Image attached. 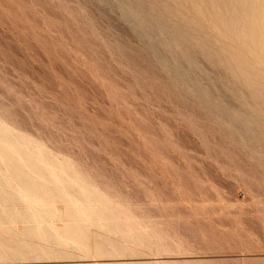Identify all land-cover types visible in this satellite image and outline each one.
Wrapping results in <instances>:
<instances>
[{
    "label": "rangeland",
    "instance_id": "374dc122",
    "mask_svg": "<svg viewBox=\"0 0 264 264\" xmlns=\"http://www.w3.org/2000/svg\"><path fill=\"white\" fill-rule=\"evenodd\" d=\"M155 1L0 0V124L2 123L4 127L6 126L4 124H8L7 128L11 126V132H14V128L19 134L28 135V137L22 135L26 139L30 136L32 139H29L33 143L42 142L43 147L46 146L45 149H49V153L46 152L48 155L50 154L47 156L48 162L50 159V164L54 165L53 161H56L55 164H57V161L62 158L61 160H65L64 162L70 168L78 166L76 169L80 168L79 172H83L89 178L90 181H87L88 179L83 176L87 183L91 185L94 183L93 185L98 186L103 193L109 194L107 196L112 202L118 201L119 205H123L122 207L129 208L130 214L133 213V217L136 215V222L139 221L140 224L143 221L141 229L146 231L138 229L140 228L139 224V227L134 226L137 223L131 224L135 221L128 222L130 225L123 223V221L127 223L126 219L131 215L125 216V218L122 213L120 214L122 216L119 217H124L125 220L121 218L123 224H117V227L114 223L113 228L119 230L125 228L126 230L128 226L137 227L134 230L131 227L132 233L130 234H134L138 238L140 236L141 239L144 238V241L150 240L154 246L157 243H162L168 248L164 250H159L156 247H147L148 249H146L145 246L142 248L137 246V248L134 243L138 238L133 240L127 232L121 230L119 234V230L114 231L113 228V230L108 228L109 232L104 231V233L103 225L106 224L101 223L104 227L102 228L101 224L98 225L92 221L93 227L90 226L92 223L88 225V230L89 226L91 230L88 233L91 234L85 236L88 238V242L84 239L88 249L87 247L78 249L76 247L80 245L78 243L76 246L73 245L72 243L76 241L73 238H69L70 241L65 242L54 237H44L42 230L47 228L48 221H41L39 219L41 217L38 218L39 220L31 217V219L35 218V220L32 219L33 221L26 218L28 219L26 221V211L24 210L27 209L26 203L16 199L15 202H9L11 204L0 203V206L3 204V207L12 208L11 213H13L9 214L10 216L5 214L7 217L3 219L5 213L3 212L0 217L3 219L0 220L2 221L0 225L4 227H0L1 233L7 240H1L0 264H142V262L143 264H145L144 262L146 264H161L162 262L165 264L164 261L171 264H185L186 262L190 264H264V102H262L264 97L261 101L259 100L264 93L262 94V91L259 90L260 85H263L260 81L261 77L257 80L253 73L255 71L258 75L260 72L259 76H263L264 57H262V53L264 54V52L261 51L264 47H261L260 43L255 45L253 42L252 44L251 37L247 33V36L244 35L247 31H243L241 24L242 20L246 19L245 15L247 16L250 12L251 16H248L253 17L252 14L261 9L259 13L262 15L264 0L262 3L259 1L261 4L254 0L255 4L259 3V9L254 8L256 5H253V1L251 4L249 0L244 3V5L248 3L247 6L238 5V7H235L237 6L235 4L240 2L242 5L244 0H236L238 3L234 0L235 4L231 1L229 3V0H221L225 3L215 0L217 4L220 3L218 5L212 0L216 6L221 4L226 6V3L235 5L234 9L233 5L231 7L222 5L225 9L221 6L220 10L215 6L216 11L210 0H203L204 3L201 0H198L200 2L194 0L199 8L202 7L201 10L195 9L194 5L196 4L192 0H164V3L167 4L171 1L170 5L165 4L167 9L164 7L163 1L159 0L158 4ZM172 1L174 2L172 3ZM178 1L180 2L178 3ZM183 1H188V3L185 2V4ZM190 1L193 4H190ZM150 2L154 5L152 6ZM202 3L204 5H201ZM249 3L253 6H251L253 10L258 9V11H251ZM130 4L136 8L130 7ZM140 4L141 7H139ZM142 4L148 7H144ZM160 4L164 9L159 6ZM187 4H190L191 9L193 7L194 13L193 9L187 10L189 8ZM209 4L212 6L209 7ZM181 5L187 8L185 9L187 12L184 11V7L182 8L185 15L180 8ZM241 7L248 13L243 12ZM156 8L158 11L160 10V13H157ZM204 8H206L205 11L202 10ZM208 8L209 10L212 8L213 12L212 10L208 11ZM226 8L229 13L230 10L236 11L237 8V13L242 12V15L239 14L242 19L237 18L238 14L234 16L236 14L234 11H231V13H235L232 14L234 18H230L231 15ZM168 9H172L174 12V14L172 10V14L168 12L169 17L182 11L181 15L177 13L181 17L175 15L174 20L170 19L167 17ZM222 9L226 10L227 14L224 11L223 13ZM150 10L152 13L155 11V14H150ZM163 10H166V14ZM196 10L201 11V14L198 12V15H195ZM217 10L221 11L219 15L224 14L228 20L233 19L234 21L237 18L234 24L233 21L228 24L230 21L227 20L228 23L225 25L226 18L218 16ZM214 11L216 14L213 16ZM209 12H212L211 16ZM141 14L142 16H140ZM155 15L160 17L157 19ZM165 15L167 16L165 17ZM255 15L258 16V13ZM184 16L189 19L192 16L197 17L196 20H199L201 25L192 17L191 20L195 22L190 20L191 28L194 27V23L198 28H193L191 33L190 24H187L189 19L186 18L188 22L185 23ZM136 17L140 19L138 18V20ZM148 17H152V19ZM163 17L165 19H161ZM176 17L178 19H175ZM149 19L151 23L148 22ZM153 19L154 21L156 19L159 25H155L157 23L154 24ZM159 19L163 20V26ZM248 19L247 17L246 20ZM178 20L179 22L183 20L180 26L178 25L180 23H177ZM210 20L213 23H210ZM214 20L219 21L218 26H214L217 24ZM223 20L222 24L225 27L219 25ZM174 22L180 27L176 26L179 29L173 28L176 25ZM144 23L147 24L144 25ZM166 23L168 25H164ZM232 24L238 27V30L241 26L239 32L240 37L245 36L243 37L244 41L238 35L234 37L236 36L233 29L235 27ZM172 25L174 26L170 31ZM202 25H204L203 28ZM156 26H158L157 31ZM161 26L164 27L163 30ZM212 26L214 27L212 28ZM227 26L230 28L228 29ZM167 27L170 30H167ZM199 28L203 31L198 30ZM214 28L217 31L213 32ZM217 28H221L220 31ZM222 29L224 31H221ZM227 29L231 30V36L230 33H227L229 32L226 31ZM151 31L153 32L151 33ZM168 31L175 37V33H178L179 39L174 37V40L181 42L182 39H185L184 43L181 42L183 46L179 42L177 44L181 45V52V47L176 45L177 41L173 42L172 36L167 34ZM221 32L227 35L225 36ZM235 32L239 34L237 30ZM213 33H219L218 39ZM192 34L194 35L192 38L196 39L198 36L202 38L204 35L203 38L206 40L200 38L201 42L195 39V47L189 49V46H193L191 44L195 42L191 38L189 39ZM196 34H198L197 37H195ZM167 35L171 38H168ZM210 36H214L218 41L222 40V43L213 40L214 38L212 39ZM219 36L221 37L219 38ZM247 37L250 38L251 43ZM209 38L213 40L214 44L210 40L207 41ZM224 38L230 40L232 44L230 42L228 44V41H226L227 44H223ZM237 38L241 39L243 43L236 40ZM245 38L248 39V42H245ZM166 41L170 42L172 46L169 43L167 47ZM186 41L192 43L188 42V44ZM203 41L205 42L203 43ZM198 42L202 43L201 46L205 44V47H200ZM218 43L219 45H217ZM215 44L221 48L220 51L218 48L217 52L213 49L217 47ZM230 44L233 47H230ZM234 44L237 46L245 44L247 49L255 45L252 49L253 51L256 49L254 54L257 58L250 50L248 59L247 52H245L247 49L243 47L240 51L241 47L238 46L237 49ZM221 45L223 47L226 45L225 48L230 47L229 49L224 48L227 53L230 52V55L236 52L233 55L235 57L228 58L229 53H222L224 50L223 47H219ZM175 46L176 49H174ZM171 47L175 51L178 48L177 52L181 54L168 49ZM196 48H200L201 51ZM184 49L185 51H183ZM189 50L190 52L197 50L199 53L191 52L192 54L196 53L194 54L196 57L193 55L192 59V55L190 57L187 53ZM202 51L212 52H208L209 56H206ZM260 52L262 58L258 56ZM209 53L214 56L212 57ZM217 53H221V56ZM244 53L246 56L242 58ZM236 54L238 57L242 55L239 59L242 58L244 61L238 59L240 64L236 61L238 58ZM186 55H189V58ZM220 57L226 58L227 62ZM190 58L193 61L187 60ZM194 58L198 60L194 61ZM254 58L257 61L260 59V64H256L252 60ZM184 59L187 60L186 63ZM229 59L235 60L234 64H239L240 71L237 70L236 66L238 65H234L233 61L228 63ZM174 60L175 63H173ZM219 60L229 64L225 63L228 67L231 64V73L233 70L242 73V67L246 78L243 74L245 79L242 78L243 76L237 71L233 72L231 76L229 68L224 67V63H220ZM249 63L260 66L263 70L256 72L259 67L257 68L255 65H251L252 69H249L250 66H246L250 65ZM252 66H255L257 70L256 68L254 70ZM246 68L252 70H248L252 74L247 73ZM248 74L253 75V77L250 76L252 82L256 79L255 83L260 84H257V88H253L256 87L253 86L254 83L250 85L252 82L249 83ZM235 75L241 83L237 78H233ZM257 75L256 77H258ZM243 80L248 84L244 83V86ZM194 84L196 88H194ZM249 86L250 89L253 86L252 90H249ZM261 88L263 89V87ZM256 91H258L257 94H255ZM258 93H261L262 96ZM248 98L250 99L248 100ZM230 111L234 112L233 116L231 113L229 114ZM252 111H254V115ZM259 112L263 114L261 115ZM241 113L247 120L250 119L251 125L255 123L257 125L248 124ZM241 116H243L242 119ZM249 116L257 117L252 121V118H248ZM231 117L234 118L231 119ZM256 119L259 122L254 121ZM14 133L19 135L16 131ZM6 134L0 133L1 136ZM50 152L54 156L51 157ZM67 159L71 162L67 163ZM73 161L77 163V166ZM1 164L3 166V162ZM4 166H6L5 163ZM4 166L3 168H6ZM73 171L77 172L74 169ZM83 174L81 173V176ZM14 179L16 180V178ZM15 180L13 181L15 183L11 181V183L9 182L10 186L5 187L7 188L6 192L8 190L14 194V191H18L16 188L22 186L18 180ZM10 188L12 189L10 190ZM1 200L3 201L0 198ZM18 204H25L26 208L22 205L18 206ZM63 204L64 201H61V205L57 202L60 212L66 210V206H64L66 204ZM11 205L15 207L13 208ZM9 209L5 210L10 211ZM0 211L2 213L3 208H0ZM20 211H25L22 213H25L24 218ZM17 214L19 215L17 216ZM12 215L13 219H11ZM19 216H21L20 219H18ZM65 216L66 214L59 215L57 217L59 220L56 218L53 225L63 228L69 219V217L66 219ZM131 217L129 218L131 219ZM31 226L44 227L40 229L41 236L29 234L31 232L29 230L33 228ZM24 228L25 230H23ZM23 231L24 233H21ZM26 231L27 233H25ZM47 231L48 228L45 233ZM134 231L137 235L143 231L142 236L140 234L137 236L133 233ZM114 232L116 233L114 234ZM15 233H18L19 237ZM2 235H0V239ZM10 241L12 242L9 243ZM23 241L25 243L27 241V246ZM111 241L123 242L125 250L109 249L111 251L109 254L110 251L99 249V253L95 249L98 243L100 245L103 242L111 243ZM3 242L9 246L12 244L9 248L16 247L7 250L8 246L6 247ZM18 243H22L21 246ZM32 244H35L37 249L43 246L44 250H42L43 247L42 249L40 247L36 251ZM2 245L6 249H3ZM133 247H136L135 250ZM19 248L20 250H18Z\"/></svg>",
    "mask_w": 264,
    "mask_h": 264
},
{
    "label": "bare ground",
    "instance_id": "6f19581e",
    "mask_svg": "<svg viewBox=\"0 0 264 264\" xmlns=\"http://www.w3.org/2000/svg\"><path fill=\"white\" fill-rule=\"evenodd\" d=\"M119 1H121V0H119ZM128 1H130V0H128ZM157 1V2H156ZM155 2H156V4H158V1L159 0H156ZM164 5L165 4H167L166 2L164 3V0H160ZM159 1V2H160ZM169 1V0H168ZM175 1H177V0H175ZM189 1V0H188ZM188 1H183L184 3L185 2H187L188 3ZM194 3H195V1L194 0H192ZM196 1H198V0H196ZM202 2H203V0H201ZM217 2L219 1V0H216ZM216 1L214 0V2H215V4H217L216 3ZM221 1V0H220ZM225 1V0H224ZM224 1H221V2H224ZM230 1L231 2H233L234 4H235V2H234V0L232 1V0H229V3H230ZM236 1V0H235ZM239 1V0H238ZM251 1H253L254 2V8H258L259 9V7H260V5H259V3L261 2L262 3V0H257V2H259L258 3V5H259V7H258V5L257 4H255V1L254 0H249V2H251ZM123 2V1H122ZM121 2V3H122ZM133 2V1H132ZM132 2H129V3H132ZM171 2V1H170ZM170 2H168V4L170 3ZM174 1H172V3H173ZM180 1H178V3H179ZM191 2V1H190ZM198 2H200V1H198ZM212 2V3H211ZM228 2V1H227ZM245 2H248L247 0L245 1L244 0V2H242L243 4L241 5L240 4V2H239V4H235V5H237V6H235V5H233L232 3V5H233V9L235 8V7H238V5L239 6H245L246 4L248 5V3H246L245 5H244V3ZM264 2V1H263ZM142 3H144V2H142ZM151 4H152V2H150ZM149 3V4H150ZM161 3V4H162ZM204 3V2H203ZM201 4V5H204V4ZM206 3H207V1H206ZM210 3L213 5L214 3H213V1L212 0H210ZM225 3V2H224ZM229 3L227 4L226 3V6H225V4L223 5V4H221L220 6H216L215 4H214V6H212V5H210L209 4V7L210 6H212L213 8L216 6V7H218L219 8V10L221 9L220 7L223 5V6H225V7H227V5H229ZM236 3H238L237 1H236ZM260 3V4H261ZM124 4V3H123ZM135 4V3H134ZM134 4H132V5H134ZM136 4H138V3H136ZM135 4V5H136ZM148 4V5H149ZM151 4H150V6H151ZM161 4L159 5V6H161ZM167 4V5H168ZM171 4V3H170ZM169 4V5H170ZM186 4V3H185ZM184 4V5H185ZM190 4H193L192 2L190 3ZM190 4H187V5H189V8L191 7L190 6ZM196 4V3H195ZM218 4H220V3H218ZM217 4V5H218ZM250 4V3H249ZM251 4H252V2H251ZM250 4V6H249V9H251V11L253 10L252 8H251V5ZM128 5V4H127ZM143 5V4H142ZM147 5V4H146ZM154 4H152V6H153ZM174 5H175V3H174ZM232 5H229L230 7L232 6ZM246 5V6H247ZM123 6V5H122ZM144 7H148V6H145V5H143ZM142 6V7H143ZM152 6H151V9H152ZM156 6V5H155ZM158 6V5H157ZM156 6V7H157ZM163 6V5H162ZM161 6V7H162ZM178 6V5H177ZM180 6V5H179ZM193 6V5H192ZM194 6H196V8L195 9H199V10H201V8L202 7H198V4H196V5H194ZM222 6V7H223ZM235 6V7H234ZM262 6V5H261ZM124 7H126V5L124 4ZM123 7V8H124ZM130 7H135V6H131V4H130ZM139 7H141V4H140V6ZM165 8H166V5L164 6ZM164 7H162L163 9H164ZM184 7V11L185 12H187V10H192L193 9V7H192V9L190 8H185V6H183ZM182 5H181V10H182ZM188 7V6H187ZM198 7V8H197ZM253 7V6H252ZM128 8V7H127ZM136 8V7H135ZM150 8V7H149ZM179 8V7H178ZM246 8V7H245ZM125 9V8H124ZM130 9V8H129ZM155 9V8H154ZM167 9V8H166ZM173 10L175 9V8H172ZM172 9H168L169 11H167V13L168 12H170V14H172L171 13V10ZM177 9V8H176ZM185 9H187V10H185ZM205 9L206 8H204V9H202L203 11H205ZM215 9V11H216V9L217 8H214ZM223 9H225L224 7H223ZM221 10L222 12L224 11V10ZM228 9H230V8H228ZM230 10V13H229V11L227 10V8H226V10L228 11V13L231 15V17L230 18H232L233 17V13L234 12H236V14L234 15V16H236L237 14V18L238 17H240V19H242V17H241V15H242V12L241 13H237V8H236V11L235 10ZM242 9H244V8H242L241 7V10ZM248 9V10H249ZM258 9L256 10V9H254L253 10V12H255V11H258ZM132 10V9H131ZM173 10H172V12H173ZM178 10V9H177ZM199 10L197 11L196 10V14L195 15H198V12H199ZM210 10H212V12H213V9L212 8H210ZM209 10V8H208V11H210ZM224 11V12H226V14H227V11ZM240 10V8H239V11H241ZM127 11V10H126ZM134 11V10H133ZM133 11H131V12H133ZM147 11V10H146ZM148 11H149V9H148ZM147 11V12H148ZM151 11V10H150ZM156 11H158L157 10V8H156ZM164 11V10H163ZM166 11V10H165ZM165 11H164V13H165ZM183 11V10H182ZM182 11H181V13H182ZM184 11H183V15H185V13H184ZM208 11H206L207 12V14H208ZM215 11H214V13H212V12H209L210 13V16H211V13L213 14V16L216 14L215 13ZM221 11H219L220 13H221ZM231 11H234V12H232L231 13ZM243 12L245 11V12H247L248 13V11L245 9V10H242ZM263 11V10H262ZM175 12H176V10H175ZM179 12H180V10H179ZM189 12V11H188ZM206 12H205V14H206ZM217 12H218V10H217ZM218 12V16H221V15H219L220 13ZM223 12V13H224ZM250 12V11H249ZM259 12H261V9L257 12L258 13V16L260 15V17H258L257 15H255L254 16V14H257L256 12L255 13H253L252 15H253V17H249V16H251V15H245V18L247 19V17L249 18L248 20H246L245 18V20H242L243 21V23H241L242 24V29H243V31H247V32H245L244 33V35H246V33L249 35V37H251V39H252V44H253V42H255L254 44L256 45L257 43H260L262 46L261 47H264V12L262 13V15H261V13H259ZM150 14L152 13V11L151 12H149ZM148 13V14H149ZM157 13H160V10L157 12ZM156 13V14H157ZM161 13H162V10H161ZM178 13V12H177ZM177 13H175V15L176 16H178V17H181V16H179V15H177ZM181 13H178V14H180L181 15ZM193 13H194V9H193ZM128 14V13H127ZM146 14V13H145ZM152 14H155V11H154V13H152ZM166 14V13H165ZM173 14H174V12H173ZM199 14H201V11L199 12ZM203 15H205L204 13H202ZM225 14V15H226ZM228 14V15H229ZM239 14H241V15H239ZM245 14V13H244ZM147 15V14H146ZM145 15V16H146ZM175 15H173V17H172V15H170V17H169V13H168V16L167 15H165V17L167 16V17H169L170 19L172 18H174L175 17ZM192 15V14H191ZM227 15V16H228ZM139 16V15H138ZM140 16H142V14L140 15ZM144 16V17H145ZM151 16V15H150ZM153 16V15H152ZM156 16V15H155ZM154 16V17H155ZM163 16V15H162ZM187 16V15H186ZM188 16H190V15H188ZM187 16V17H188ZM199 16H202V15H199ZM199 16H198V19H200L199 18ZM217 16V15H216ZM160 16L158 15V17L156 16V18L158 19ZM183 17V16H182ZM185 17V16H184ZM187 17H185V19L187 18ZM193 17V19L195 20V21H197L196 20V18H194V16H192ZM192 17H190L191 19H192ZM203 17V16H202ZM209 17V16H208ZM221 17H223V19H224V17L226 18L225 20L227 21L228 19H227V17L226 16H224V14H222V16ZM220 17V19L222 20V18ZM244 17V16H243ZM137 18V17H136ZM139 18V17H138ZM137 18V19H138ZM146 18V17H145ZM144 18V19H145ZM148 18H150V17H148ZM210 18H215V17H210ZM217 18V17H216ZM234 18V17H233ZM236 18V19H237ZM140 19V18H139ZM138 19V20H139ZM147 19V18H146ZM150 19H152V17L150 18ZM150 19L148 20V22H150ZM161 19H165L164 17L163 18H161ZM167 20H168V18H166ZM175 19H178L177 17L175 18ZM180 20H181V18H179ZM183 20H184V18H182ZM187 19H189V18H187ZM187 19L185 20V23H187L188 21H189V23H187V24H190V28L189 29H191V33H192V29L193 28H195V27H197V26H195L196 25V23H194L195 25H194V27L193 28H191V22H195V21H192L191 19H189L188 21H187ZM205 19H207L206 17H205ZM220 19H218V20H220ZM235 19V20H236ZM239 19V18H238ZM141 20H142V18H141ZM140 20V21H141ZM174 20V19H173ZM173 20H171V21H173ZM182 20V21H183ZM190 20H191V22H190ZM202 20V19H201ZM204 20V19H203ZM217 20V19H216ZM216 20H214L217 24H214V26L215 25H217L218 26V22L216 21ZM220 20V21H221ZM234 20V21H235ZM144 21V20H143ZM157 20L155 19V21H154V19H153V23L155 24V22H156ZM159 21H160V19H159ZM176 21V20H175ZM182 21H180L179 22V20H178V22L177 23H180V24H178L179 26L182 24L181 22ZM199 21V20H198ZM197 21V22H198ZM207 21V20H206ZM225 21V22H226ZM228 21H230V23H228ZM226 23H225V25L228 23V24H231V22L233 21V19L231 20H228ZM234 21H233V24H234ZM239 21V20H238ZM142 22V21H141ZM161 22V24L162 23H164L163 22V20L162 21H160ZM168 22H169V20H168ZM212 21L210 20V23H211ZM214 22V23H215ZM151 23V22H150ZM150 23H149V25H150ZM157 23V22H156ZM175 23V22H174ZM177 23H175L176 25H175V27H173L174 25H172L171 26V30H170V28H168L167 27V30H170V31H172V27L173 28H177L176 26H178L177 25ZM199 23V22H198ZM197 23V24H198ZM204 24H205V22H203ZM209 23V22H208ZM209 23V24H210ZM213 23V22H212ZM222 23H224V20H223V22H221V24L219 23V25H223ZM240 23V22H239ZM143 24V23H142ZM147 24V23H146ZM145 23H144V25H146ZM153 24V25H154ZM173 24V23H172ZM184 24V23H183ZM209 24H208V26H209ZM232 24V25H233ZM236 24V23H235ZM152 25V24H151ZM155 25H159V23H157V24H155ZM154 25V26H155ZM164 25H168L167 23L166 24H164ZM199 25H201L200 23H199ZM198 25V26H199ZM206 25V24H205ZM210 25H212V24H210ZM162 26H163V24H162ZM161 26V27H162ZM178 26V27H179ZM203 26L204 25H202V28H203ZM214 26H212V28L214 27ZM216 26V27H217ZM228 26H230V25H228ZM227 26V27H228ZM234 26V25H233ZM233 26H231V27H233ZM157 27V29H156V31L158 30V26H156ZM169 27H170V25H169ZM183 27H186V26H183ZM221 27V26H220ZM223 27H225L224 25H223ZM235 27V26H234ZM146 28V27H145ZM160 28V27H159ZM163 28L164 27H162V30H163ZM180 28V27H179ZM179 28H177V29H179ZM198 28V27H197ZM196 28V29H197ZM208 28V27H207ZM222 28V27H221ZM220 28V29H221ZM230 27H228V29H229ZM161 29V28H160ZM189 29H187V30H189ZM196 29H194L195 31H198V30H202V29H198V30H196ZM216 28H214V31L213 32H215V31H217V30H215ZM218 29V28H217ZM220 29H218L219 31H220ZM226 29V28H225ZM226 30V31H229V30ZM234 29V33H235V35L236 36H234L233 34H232V37L234 36V37H237V35L239 36V38H241V39H243V37H245L243 34H241V35H243V37L241 36L240 37V30H241V26H240V28H239V30H238V27H235V28H233ZM233 29L231 28V30H232V32H233ZM239 32V34H237L235 31L236 30ZM161 30V31H162ZM167 30L166 29H164V31H166L167 32ZM173 30H175V29H173ZM210 30V29H209ZM208 30V31H209ZM213 30V29H212ZM231 30L229 31V32H227L228 34L231 32ZM155 31V30H154ZM160 31V32H161ZM164 31H162V32H164ZM170 31H168V33L167 34H170L169 32ZM186 31V30H185ZM184 31V33H186ZM203 31V30H202ZM207 31V30H206ZM207 31V32H208ZM221 31H224L223 29L221 30ZM153 31H151V33H152ZM187 32H189V31H187ZM205 32V31H204ZM150 33V32H149ZM158 33H159V31H158ZM165 33V32H164ZM173 33V32H172ZM196 33V32H195ZM198 33V32H197ZM199 33H201V32H199ZM209 33H211L210 31H209ZM220 33V32H219ZM219 33L217 34V33H213L214 35H215V38H216V36L217 35H219ZM222 33V32H221ZM260 33V34H259ZM163 34V33H162ZM190 34V33H189ZM207 34V33H206ZM205 34V35H206ZM213 34H211V35H213ZM222 34H224L225 36L227 35V34H225L224 32L222 33ZM151 35V34H150ZM153 35V34H152ZM161 35V34H160ZM171 35V34H170ZM175 35H176V37L174 36V34L173 35H171L172 36V38H173V42H175V41H177L176 39L174 40V37L175 38H178L179 39V36H178V33L176 34L175 33ZM181 35V34H180ZM185 35V34H184ZM197 35L198 34H196V36L195 37H197ZM221 35V34H220ZM156 36H159V35H156ZM168 36V35H167ZM178 36V37H177ZM187 36V35H186ZM188 36H190V35H188ZM192 36L194 37V35L192 34L191 35V37H189V39L191 38V40H194L195 42H194V44H191V45H193V46H189L190 48L189 49H191V47H192V49H193V47H195L194 45L196 44V40L198 39V41L200 40V38H201V36L199 37L198 36V38L196 39V38H192ZM230 36H231V33H230ZM247 36V35H246ZM161 37V36H160ZM163 37V36H162ZM164 37H166L165 35H164ZM182 37V36H181ZM204 37V35H202V38L201 39H204L203 38ZM206 37V36H205ZM210 37H212V36H210ZM221 36H219V38H220ZM228 37V36H227ZM249 37H247V38H245V42L248 40L249 42H250V38ZM168 38H171V37H169L168 36ZM168 38H167V40H168ZM183 38H186V37H183ZM206 38H208V36L206 37ZM214 38V36L212 37V39ZM213 39V40H216V41H218L217 39H218V36H217V39ZM226 38V37H225ZM224 38V41H223V44H225L226 43V41H228V39H225ZM155 39H157L156 37H155ZM196 39V40H195ZM222 39V38H221ZM230 39H231V37H230ZM233 39V38H232ZM241 39H236V40H239V41H241ZM161 40V39H160ZM163 40V39H162ZM161 40V41H162ZM165 40H166V38H165ZM181 40V39H180ZM185 39H182L181 40V42H183ZM186 40H188V38H186ZM190 40V41H191ZM204 40H206V39H204ZM208 40H210V38L209 39H207V41ZM213 40H210L211 42H213ZM235 40V39H234ZM235 40V42H233V43H235V44H237V41ZM157 41V40H156ZM164 41V40H163ZM169 41H170V39H169ZM172 41V40H171ZM201 41V40H200ZM233 41V40H232ZM243 41H244V39H243ZM247 41V42H248ZM159 42V41H158ZM168 41H166V46H167V44L169 45V43L170 42H168ZM179 41H177V43H176V45L177 44H181V42H179ZM189 41H186V43H188ZM202 42V41H201ZM205 41H203V43H204ZM209 42V41H208ZM218 42H221L222 43V40L221 41H218ZM229 42L231 43V41L229 40L228 41V44H229ZM242 42V41H241ZM240 42V43H241ZM184 43V42H183ZM182 43V44H183ZM185 43V44H186ZM189 43H192V42H189ZM188 43V44H189ZM198 43H200V42H198ZM207 43V42H206ZM215 43H217V42H215ZM243 43V42H242ZM251 43V42H250ZM171 44V43H170ZM181 44V45H182ZM201 44L202 43H200V47H202L203 48V46L205 45V44H203V46H201ZM208 44V43H207ZM211 44V43H210ZM213 44H214V42H213ZM222 44V45H223ZM227 44V43H226ZM232 44V43H231ZM229 45L230 47H233L232 45ZM234 44V45H235ZM246 44V43H245ZM245 44H244V46H240V44L238 45V46H240L241 48H239L237 45H235V46H237V47H235V48H239V50L241 49H243V47L245 48V49H247L246 48V46H245ZM259 44V45H260ZM175 44L173 43V46H174ZM181 45L179 46V45H177L178 47H181ZM198 45V44H197ZM217 45H219V43L217 44ZM216 44H215V46H217ZM219 46V47H223V46ZM248 45H249V43H248ZM254 45V46H255ZM170 46H172V44L170 45ZM183 46V45H182ZM199 46V45H198ZM206 46H208V45H206ZM249 46H251V45H249ZM254 46H252V47H254ZM258 46V45H257ZM168 47V46H167ZM166 47V48H167ZM205 47V46H204ZM225 47H226V45H225ZM225 47H223L222 49L224 50V48ZM230 47H228V48H225V49H229ZM252 47L250 48V49H247V50H249V51H245V50H243V51H245V52H247V57H248V52H250V50H252L251 52H253V54H254V52L256 51V49H255V51H253V49H252ZM208 48H209V46H208ZM211 48H213V47H211ZM218 48V46L216 47V48H213L216 52H217V49ZM249 48V47H248ZM258 48L261 50V48H260V46H258ZM258 48H257V50H258ZM168 49H170V50H174V49H176V46H175V48L173 49L172 47L171 48H168ZM186 49V48H185ZM185 49L183 50V51H185ZM188 49V48H187ZM186 49V50H187ZM196 49H200V48H196ZM219 49V51H220V49L221 48H218ZM232 49V48H231ZM236 49V50H237ZM263 49V48H262ZM181 50H182V47H181V49H180V52H181ZM203 50V49H202ZM205 50V49H204ZM208 50V49H207ZM213 50V51H214ZM235 50V51H236ZM239 50H237L238 51V53H240L239 52ZM240 50V51H241ZM264 50V49H263ZM261 51V52H264V51ZM175 51V50H174ZM177 51H178V48H177ZM177 51H175V52H177ZM197 50H192L191 52L193 53V52H196ZM199 51H201V49L199 50ZM222 51V50H221ZM228 51V50H227ZM233 51H234V48H233ZM259 51V50H258ZM178 53L179 55L181 54V53ZM190 52V50H189V52H187L189 55H190V57H191V55H192V59H193V57L195 56L194 54H196V53H194V54H192ZM198 52V51H197ZM202 52H205V51H202ZM207 52V53H206ZM205 52V54H206V56H209L208 55V52H212V51H206ZM226 52V50H224V52L222 51V53H225ZM250 52V53H251ZM261 52L258 54V56L260 57V58H262V57H264L263 55V53H262V57L260 56L261 55ZM172 53H174V52H172ZM199 53V52H198ZM209 53V54H210ZM229 53V55H227L228 56V58L231 56H233L236 52H234V54L232 53V55H230V52H228ZM227 52H226V54H228ZM242 53V52H241ZM256 53V52H255ZM183 54V53H182ZM200 54H203V55H205L204 53H201L200 52ZM217 54H219V53H217ZM221 54V53H220ZM219 54V55H220ZM225 54V55H226ZM189 55H186V56H188V58H189ZM194 55V56H193ZM210 55H212V57L214 56L213 54H210ZM215 55H216V53H215ZM219 55H218V57H219ZM238 54H236V56H237ZM240 55V54H239ZM243 55V56H242ZM242 55H240L239 57H241L242 56V58H244V56H246L245 55V53L244 54H242ZM185 56V57H186ZM221 56V55H220ZM253 56V55H252ZM251 56V57H252ZM254 56L256 57V55L254 54ZM196 57V56H195ZM223 57H224V55H223ZM230 57V58H231ZM233 57H235V56H233ZM238 57V56H237ZM239 57L236 59V61L237 62H239V64H240V61H238V59H239ZM250 57V58H251ZM187 59L188 61L190 60V61H193L192 59ZM198 58V57H197ZM197 58H194L195 60L194 61H196V59ZM215 58H217L216 56H215ZM222 57H220V59H221ZM227 58V59H228ZM239 59V60H243V59ZM257 58V57H256ZM211 59V58H210ZM217 59H219V58H217ZM217 59H216V61H217ZM226 60V58H222V60ZM234 59V58H233ZM231 60V59H229L228 61V63H231L232 61H233V64H234V61L235 60ZM248 59H249V57H248ZM264 59V58H263ZM262 59V60H263ZM187 60H185L184 59V62L186 63V61ZM198 60V59H197ZM213 60V59H212ZM215 60V59H214ZM252 60H254V62L257 64V63H259L260 64V59L257 61V60H255V58L254 59H252ZM171 61V60H170ZM220 61V60H219ZM219 61H218V63H219ZM231 61V62H230ZM235 61V62H236ZM244 61V60H243ZM243 61L241 62L242 64H243ZM246 61H247V59H246ZM251 61V60H250ZM250 61H248V62H250ZM257 61V62H256ZM264 61V60H263ZM169 62V61H168ZM226 62H227V60H226ZM225 62V63H226ZM173 63H175V60H174V62ZM177 63V62H176ZM220 63H224V62H222V61H220ZM225 63L223 64V66L225 67V66H227V65H229V64H227V65H225ZM245 63V62H244ZM251 63H253V62H251ZM251 63H249L250 65H246L247 67H249V69L251 68V65H255V64H251ZM178 64H180V63H178ZM177 64V65H178ZM197 64V63H196ZM239 64H237V63H235L234 65H238V66H236L237 67V70H239L240 71V69L238 68L239 67ZM241 64V65H242ZM258 64V65H259ZM174 65V64H173ZM176 65V66H177ZM195 65V64H194ZM170 66V65H169ZM179 66V65H178ZM230 66H231V64H230ZM228 67L229 69V72L231 73V70H230V68L231 67ZM244 66V65H243ZM259 67V70H257V68ZM253 68H254V70H255V68H256V72H259V71H262L263 69L262 68H260V66H257V65H255ZM264 65H262V67H263ZM173 67V66H172ZM180 67H181V65H180ZM241 67V66H240ZM232 68L234 69V67H233V65H232ZM245 69V68H244ZM247 69V68H246ZM249 69H247V70H245V71H248ZM252 69V68H251ZM204 70V69H203ZM228 70H226V71H228ZM236 70V71H237ZM235 71V72H236ZM249 71H252V70H249ZM249 71L247 72V73H249ZM264 71V70H263ZM234 72V70L232 71V73ZM234 72V73H235ZM241 72L242 73H240V72H238L237 71V73L239 74H243L244 72H243V70H242V67H241ZM230 73H228V74H230ZM230 74L231 76L233 75V74ZM237 73H236V75H237ZM255 75H254V77L257 79V80H259L260 79V77H261V79H260V81H262V84L263 85H260L258 82H257V84H259L261 87H263V89L261 88V87H259V90L260 91H262V94L264 93V83H263V76H264V73H262L263 74V76H259V74H260V72L258 73V75H257V73H255V71L253 72ZM249 74H252L251 72L249 73ZM248 74V76H247V79L249 80V83H251L252 82V80H251V77L250 76H252L253 77V75H249ZM236 75H235V77H233V78H237L236 77ZM240 75V76H241ZM243 75H245V74H243ZM242 75V76H243ZM256 75L258 76V77H256ZM261 75V74H260ZM191 76V75H190ZM238 76V75H237ZM263 77V78H262ZM242 78H244V76L242 77ZM245 78H246V75H245ZM244 78V79H245ZM239 79L240 80H242L240 77H239ZM254 80L253 82H252V84H250V85H253V83H254V85L253 86H256V87H253L254 89L255 88H257L258 86H257V84L255 83V81H257V80ZM189 80V79H188ZM237 80H238V78H237ZM195 81V80H194ZM239 81V80H238ZM237 81V82H238ZM244 82H243V85H244V83L246 82L245 80H243ZM240 82V81H239ZM241 83V82H240ZM248 84V82L247 83H245V85H247ZM244 85V86H245ZM194 86V88H196L195 86V84L193 85ZM198 87V86H197ZM252 87H251V89H250V86L248 87L249 88V90H252ZM244 88H246V87H244ZM254 89H253V91H254ZM262 89V90H261ZM257 90V89H256ZM253 91H251V92H253ZM259 91V92H260ZM250 92V93H251ZM257 92L258 91H256V93L255 94H257ZM208 94V93H207ZM252 94H254V93H252ZM254 94V95H255ZM261 95L262 96V94L261 93H258V95ZM257 95V96H258ZM256 96V97H257ZM251 97H253L252 95H251ZM256 97H254V99L256 98ZM264 97V94H263V96L261 97V99H259L260 101L262 100V98ZM215 98V97H214ZM241 98V97H240ZM259 98V97H258ZM250 98H248V100H249ZM257 99V98H256ZM258 100V101H259ZM209 101V100H208ZM256 101V100H255ZM259 101V102H260ZM258 102V103H259ZM262 102H264V101H262ZM222 106V105H221ZM243 107V106H242ZM219 108V107H218ZM248 108V107H247ZM238 110V109H237ZM258 110V109H257ZM257 110H254L255 112L257 111ZM250 111V110H249ZM254 111H252V114L254 113ZM258 111H260V109L258 110ZM239 112V111H238ZM241 112V111H240ZM262 112V111H261ZM232 114V116H233V113H232V111H230L229 112V114ZM237 113V112H236ZM235 113V114H236ZM260 113V112H259ZM242 114V113H241ZM250 114V113H249ZM261 115L263 114V113H260ZM243 115V114H242ZM254 115V114H253ZM252 115V116H253ZM257 116H258V113L256 114ZM231 116V115H230ZM239 116V115H238ZM244 116V115H243ZM243 116H241V119L243 118ZM256 116V117H257ZM263 116H264V114H263ZM236 117V116H235ZM255 117V118H256ZM230 118V117H229ZM234 118V117H233ZM232 117H231V119H233ZM238 118H240V117H238ZM244 118H245V116H244ZM248 118H252V117H248ZM254 118V117H253ZM253 118H252V121H253ZM254 118V119H255ZM231 119H229V120H231ZM237 119V118H236ZM235 119V120H236ZM246 119V118H245ZM258 119V118H257ZM257 119L256 120H254V121H257ZM237 120H239V119H237ZM250 120V119H249ZM249 120H245V121H247V123L248 124H250V121ZM1 122V121H0ZM257 122H259V121H257ZM263 122V121H262ZM235 123V122H234ZM244 123V122H243ZM252 123V122H251ZM236 124V123H235ZM256 125H257V123H255ZM254 124V125H255ZM260 124H261V122H260ZM260 124H258V125H260ZM263 124V123H262ZM4 125H6L5 127L3 126V124L1 123L0 124V133L1 134H5V133H7L6 135H0L1 137H2V139L0 138V198L1 199H3V201L1 202L0 201V203H6V202H11V201H14V200H16V199H18V201H22V202H24V203H26V207H27V209H24L25 211H20L21 212V214L23 213V212H25L26 213V217H25V219L26 218H30L29 220H32V219H34L35 220V218H37L36 220H43V221H48V226H47V228H48V231H47V233H45V230L47 229L46 227H45V230H42V232L44 231V237L45 236H48V238L50 237H54L55 239H58V240H60V241H70V239L69 238H73V239H75L76 241H74L72 244L74 245L75 244V246H76V244L78 243L80 246L78 247V245H77V247L76 248H80L81 249V247H87V243L86 242H88V238H86L88 235H90L88 232L89 231H91L90 230V226L92 225V227H93V222H95V223H98V225L99 224H101V223H103L104 222V224H106V225H103V224H101L100 226H104L105 227V230H103V232L105 231H107V232H109L108 231V228H110V229H112L113 228V226H114V223L116 224V226L118 227V225L117 224H123V223H125V224H129L128 222H133V221H135V222H133V223H131V224H134V223H137L136 225L134 224V226H138V224H139V221L138 222H136V215L133 217L132 216V214H130V212H131V210L128 208L127 209V207L126 206H124V207H126V208H124V207H122L123 205H119V203L120 202H118V205L116 204L117 202H115V201H113L112 202V200H110V198L107 196V195H109L107 192H105V193H103L101 190H99V188H98V186L96 187V186H94L93 184L91 185V184H89V183H87V181H90L89 180V178L88 177H86L84 174H83V172H81L83 175L81 176V173L79 172V170H80V168H79V170L78 169H76L78 166H77V163H75L74 161V163L76 164V168L75 167H73L72 168V166H71V168L69 167V165L68 164H66L64 161H62L61 159H59V161H57V164H55L56 163V161H53L54 162V165L53 164H50L49 162H50V159H49V162H48V159H47V156H50V154L48 155L47 154V152L46 151H48V153H49V149H45L46 148V146H45V148L43 147V143L42 142H37V143H33L30 139H32L30 136H29V138H25L26 136L28 137V135H24V134H22V133H20L19 134V132L17 131V130H15L13 127V130H14V132L16 131L19 135V137L17 136V134H15L14 132H11L12 131V129H11V126L10 127H8L7 128V126H9L8 124H4ZM251 125V124H250ZM253 125V124H252ZM251 125V126H252ZM253 125V126H254ZM238 126V125H237ZM262 127V126H261ZM264 127V126H263ZM247 129H248V127H246ZM250 126H249V130H250ZM5 132V133H4ZM256 133V132H255ZM22 135H24L25 137H23ZM7 140L6 142L4 141V140ZM29 139V140H28ZM264 139V138H263ZM36 142V141H35ZM260 142H262L261 140H260ZM8 143V144H7ZM264 143V142H263ZM52 155H51V157L52 156H54L53 155V153L52 152H50ZM56 156V155H55ZM50 158V157H49ZM56 158V157H55ZM52 159V158H51ZM68 161H70L71 162V160H69V159H67V163H68ZM3 162V166H4V163H5V165L6 166H4V167H6V168H3V166H2V163ZM26 169H27V171H26ZM73 169L74 170H77V172L79 173H77V172H75V171H73ZM81 171V170H80ZM13 175H15V176H13ZM83 176H85L86 177V179H88L87 181L85 180V178H83ZM14 178H16V180L14 179ZM12 179H14L15 181H19V183H21L22 184V186H16V185H14V186H16L15 188L18 190V191H14V194L12 193H10V192H8V190H7V192H6V189L7 188H5V187H7V185L8 186H10L9 185V182L11 183V181H12ZM13 180V181H14ZM12 181V182H13ZM13 183H15V182H13ZM91 183V182H90ZM20 185V184H19ZM13 186V187H14ZM12 187V186H11ZM76 187H78V188H76ZM12 188H10V190H11ZM112 199H114V198H112ZM115 200V199H114ZM5 201V202H4ZM61 201H64V204H66V205H64V206H66V210L64 211H61L60 212V210H59V208L57 207V202H59L60 203V205H61ZM15 202V201H14ZM115 202V203H114ZM12 203V202H11ZM11 203H9V204H11ZM17 203V202H16ZM63 203V202H62ZM2 204V205H3ZM7 204V203H6ZM1 205V206H2ZM5 205V204H4ZM13 205H15V203H13ZM20 204H18V206H19ZM22 206H24L23 204H21ZM20 205V206H21ZM0 206V208L2 209L3 208V211H2V213H0V217L3 215V212H5L4 213V217H3V219L4 218H6L7 216H10L9 214H13V213H11L12 212V208H10V207H8V208H6L5 206L3 207H1ZM12 206V205H11ZM16 206H17V204H16ZM13 207V206H12ZM15 207V206H14ZM13 207V208H14ZM25 207V206H24ZM23 207V208H24ZM25 207V208H26ZM9 209L10 211H6L5 209ZM5 210V211H4ZM130 210V211H129ZM16 211V210H15ZM14 211V212H15ZM1 212V211H0ZM17 212V211H16ZM20 212H19V214H20ZM24 213V214H25ZM122 213V215H124V217L126 216V217H128V215H131V216H129V217H131V219H133V220H131L129 217H128V219H126V221H127V223L126 222H124L123 221V223H122V221H121V218H123L124 219V217H119V216H122V215H120ZM124 213V214H123ZM2 214V215H1ZM5 214L7 215V216H5ZM16 214V213H15ZM15 214H14V216H15ZM19 214H17V216L19 215ZM20 214V215H21ZM24 214H22L23 215V218H24ZM66 214V219H67V217H69V221L67 220V225H63V228H58V227H55V225H53L54 224V221H55V219L59 216V215H65ZM13 215L11 216V219H13L12 217H14ZM20 217L21 216H19V218L18 219H20ZM31 217H35V218H32L31 219ZM39 217H41V218H39ZM125 217V218H126ZM15 218H16V216H15ZM39 218V219H38ZM60 218V217H59ZM134 218H135V220H134ZM3 219H0V220H3ZM10 219V220H11ZM28 219H26V221L28 220ZM58 219V218H57ZM130 219V220H129ZM59 220V219H58ZM57 220V221H58ZM61 220V219H60ZM125 220V219H124ZM138 220V219H137ZM25 221V220H24ZM25 221V222H26ZM33 221V220H32ZM93 221V222H92ZM0 222H2V221H0ZM61 222V221H60ZM60 222H59V224H60ZM65 223H66V221H64ZM143 222V221H142ZM141 222V223H142ZM32 223V222H31ZM89 223H92V224H90V226H89V230H88V225H89ZM139 224L140 225V228H138V229H140V230H145V229H141V225L142 224ZM145 223V222H144ZM57 224V223H56ZM61 224H63V223H61ZM146 224V223H145ZM5 225V224H4ZM34 225V224H33ZM96 225V224H95ZM127 225H125V226H127ZM130 225V224H129ZM2 225H0V227H1ZM29 226V225H28ZM35 226V225H34ZM38 226V225H37ZM65 226V227H64ZM99 226V227H100ZM102 226V228H104ZM112 226V227H111ZM133 226V227H134ZM3 227V226H2ZM8 227V226H7ZM13 227V226H12ZM31 227H33V226H31ZM106 227H107V229H106ZM120 227V226H119ZM123 227V226H122ZM130 226H128L127 228H126V230H125V228L124 229H121L122 230V232L124 231V232H127V234H130V233H132V230H134V229H136L137 227H135V228H133L132 226V228L130 227ZM139 227V226H138ZM147 227V226H146ZM4 228V227H3ZM14 228H16V227H14ZM27 228V227H26ZM34 228V229H33ZM31 230H29V231H31V232H29V234L30 233H33L34 235H36V234H39L40 236H41V234L42 233H40L41 231H40V229L41 228H44V227H41L40 226V228L39 227H33ZM97 228V227H96ZM101 228V227H100ZM129 228V230H127ZM1 229V228H0ZM98 229V228H97ZM109 229V230H110ZM114 229V231L115 230H119V229H116V228H113ZM112 229V230H113ZM132 229V230H131ZM153 229V228H152ZM5 230L7 231V229L5 228ZM9 230V229H8ZM10 230H12V229H10ZM23 230H25V228L23 229ZM27 230V231H28ZM102 230H100V231H102ZM112 230H110L111 232H112ZM121 230H119V234L121 233L120 231ZM1 231H2V229L0 230V233H1ZM4 231V230H3ZM27 231L25 232V233H27ZM136 231H138V230H136ZM136 231H134L133 233H135ZM146 231V230H145ZM5 232V231H4ZM8 232V231H7ZM10 232V231H9ZM14 232H17V231H14ZM20 232V231H19ZM104 232V233H105ZM139 232V231H138ZM137 232V233H138ZM142 233H143V231H141ZM11 233V232H10ZM21 233H24V231L23 232H21ZM116 232H114V234H115ZM141 233V234H142ZM148 233H149V231H148ZM16 235H18V233H15ZM112 234V233H111ZM113 234V235H114ZM136 234V233H135ZM139 234L140 233H138V235L137 236H139ZM140 234V235H141ZM0 235H2V233L0 234ZM4 235H6V234H4ZM23 235V234H22ZM25 235V234H24ZM34 235H33V238H34ZM70 237H69V236ZM87 235V236H86ZM95 235V234H94ZM97 235V234H96ZM99 235V234H98ZM110 235V234H109ZM134 234H130V235H128V236H130L133 240H135V239H137L138 237H136L135 235V237L133 236ZM21 236V235H20ZM29 236V235H28ZM67 236H68V238H67ZM86 236V237H85ZM103 236V235H102ZM121 236V235H120ZM127 236V237H128ZM142 236V235H141ZM2 238H3V235L1 236ZM18 237H19V235H18ZM43 237V236H42ZM89 237H91V236H89ZM97 237H99V236H97ZM116 237V236H115ZM129 237V238H130ZM0 239V244H2L1 243V240H5V241H7L6 239ZM41 238V237H40ZM47 238V239H48ZM128 238V239H129ZM130 238V240H132ZM139 238L141 239V237L139 236ZM138 238V239H139ZM8 239V238H7ZM84 239H86L87 241L85 242V240ZM90 239V238H89ZM93 239H95V238H93ZM114 239V238H113ZM118 239V238H117ZM127 239V238H126ZM136 240L135 241V243L132 241V243H134L135 244V246L137 247V246H141V248H142V246H145L146 247V249H148L147 247H149V248H152V247H156V248H158L159 250H164V249H167L168 247L166 246V245H164V244H162V243H157V245H153V242H150V240H148V241H144L143 239H139V240ZM145 239H147V238H145ZM162 239V238H161ZM13 240V239H12ZM15 240V239H14ZM13 240V241H14ZM100 240V239H99ZM106 240H107V238H106ZM160 240V239H159ZM158 240V241H159ZM168 240V239H167ZM21 241V240H20ZM49 241V240H48ZM104 241H105V239H104ZM157 241V240H156ZM12 241H10L9 243H11ZM17 242H18V240H17ZM56 242V241H55ZM76 242V243H75ZM110 242V241H109ZM125 242V241H124ZM5 243V245H6V242H3V244ZM14 243V242H13ZM23 243H25V241H23ZM58 243V242H57ZM96 243H98V242H96ZM123 243V242H122ZM122 243H119L118 241H111V243H101L100 245H99V243H98V245H97V247L95 248L96 250H98V252H99V249H102V251H104V250H106V252H108V251H110L111 249L112 250H119V249H123V250H125L124 248V245L122 244ZM165 243V242H164ZM169 243V242H168ZM19 244V243H18ZM20 244H22V243H20ZM19 244V246H21ZM26 246H27V241H26ZM63 244H64V242H63ZM90 244H91V242H90ZM173 244V243H172ZM12 244H10V246H11ZM33 246H35V244H32ZM133 245V244H132ZM169 245V244H168ZM4 245H2V247H3ZM8 246V247H7ZM9 245H6V247H7V250H9V249H11L12 247L13 248H15L14 246H12L11 248H9L10 247ZM18 246V245H17ZM23 246H25L24 244H23ZM25 246V247H26ZM40 246V245H39ZM127 246V245H126ZM173 247H174V245H172ZM171 246V247H172ZM24 247V248H25ZM30 247H31V244H30ZM29 247V248H30ZM38 247V246H37ZM41 247V249H42V247L43 246H40ZM39 247V248H40ZM91 247V246H90ZM136 247H133V249L134 248H136ZM9 248V249H8ZM12 248V249H13ZM23 248V247H22ZM23 248V249H24ZM28 248V249H29ZM35 248H36V246H35ZM38 248V249H39ZM138 248V247H137ZM3 249H6V248H4L3 247ZM17 249V248H16ZM26 249V248H25ZM31 249H34V248H31ZM31 249H30V252H31ZM37 248H36V251L38 250ZM45 249H47V248H45ZM87 249H88V247H87ZM110 249V250H109ZM132 249V248H131ZM157 249V250H158ZM173 249V248H172ZM18 250H20V248L18 249ZM42 250H44V247H43V249ZM82 250H84V249H82ZM95 250V251H96ZM117 250V251H118ZM135 250V249H134ZM133 250V251H134ZM153 250V249H152ZM156 250V249H155ZM169 250H171V249H169ZM101 251V250H100ZM120 251V250H119ZM13 252H14V250H13ZM16 252V251H15ZM39 252V251H38ZM47 252V251H46ZM63 252V251H62ZM65 252V251H64ZM84 252H86V251H84ZM89 252H90V250H89ZM129 252V251H128ZM136 252V251H135ZM5 254H6V252H4ZM12 253V252H11ZM37 253V252H36ZM35 253V254H36ZM100 253V252H99ZM102 253V252H101ZM111 253V251L109 252V254ZM113 253V252H112ZM116 253V252H115ZM16 254V253H15ZM97 254V253H96ZM104 254H106L105 252H104ZM114 254V253H113ZM1 255H4V254H1ZM10 255V254H9ZM12 255V254H11ZM26 255V254H25ZM38 255V254H37ZM101 255V254H100ZM115 255V254H114ZM19 256V255H18ZM12 257V256H11ZM174 262H175V260H173ZM188 261H191V260H188ZM159 262H161V261H159ZM167 261H164V263L165 264H171V263H166ZM193 262V261H192ZM141 263V262H140ZM145 264H146V262H144ZM163 263V262H162ZM161 263V264H162ZM185 263V262H184ZM187 264L189 263V262H186ZM185 263V264H186ZM129 264V263H128ZM136 264V263H135ZM137 264H139V263H137ZM142 264H143V262H142ZM148 264V263H147ZM150 264V263H149ZM155 264V263H154ZM179 264V263H178ZM190 264V263H189ZM193 264V263H192Z\"/></svg>",
    "mask_w": 264,
    "mask_h": 264
}]
</instances>
